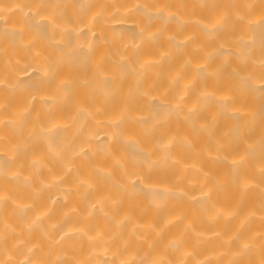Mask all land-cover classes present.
I'll list each match as a JSON object with an SVG mask.
<instances>
[{"label":"bare ground","instance_id":"bare-ground-1","mask_svg":"<svg viewBox=\"0 0 264 264\" xmlns=\"http://www.w3.org/2000/svg\"><path fill=\"white\" fill-rule=\"evenodd\" d=\"M0 264H264V0H0Z\"/></svg>","mask_w":264,"mask_h":264}]
</instances>
